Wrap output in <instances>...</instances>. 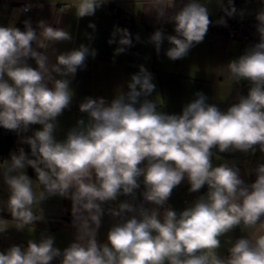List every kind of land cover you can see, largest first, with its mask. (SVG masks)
Listing matches in <instances>:
<instances>
[{"label": "clouds", "instance_id": "obj_1", "mask_svg": "<svg viewBox=\"0 0 264 264\" xmlns=\"http://www.w3.org/2000/svg\"><path fill=\"white\" fill-rule=\"evenodd\" d=\"M108 0H70L68 8L77 19L91 17ZM211 0H153L158 20L174 25L173 35L162 28L149 37L159 54L166 40L165 55L172 61L185 58L204 41L210 25ZM226 16L237 13L233 0H216ZM31 5H25L28 12ZM145 10V11H147ZM259 40L226 65L234 83L246 81V95L222 111L207 102L202 92L182 108L180 114L159 110L147 99L156 88L153 76L143 65L131 76L127 91H118L109 102L103 97H85L78 119L63 140L55 136L57 120L72 104L71 81L86 67L96 50L81 44L56 54L51 62L50 45L73 40L69 31L44 20L36 28L23 21L0 26V127L17 133L24 148L0 161V177L8 197L0 211V234L14 222L18 231L45 221L42 202L53 196L72 201L75 240L64 249L55 237L41 234L26 247L12 245L0 251V264H264V234L229 240L227 256H221V237L243 225L264 229V164L255 169L256 179L246 184L235 164H213L218 153L240 151L264 153V9L256 13ZM58 23V21H57ZM217 24L226 26L221 18ZM89 28L95 29L90 23ZM119 37V39H117ZM91 39V37H89ZM140 41L139 35L135 37ZM114 56L133 46L126 28H114ZM33 60L36 67L28 61ZM59 77V78H57ZM143 98V99H142ZM39 125L32 135H21ZM35 172V180L27 168ZM143 202L122 201L105 210L104 205L120 196L134 201L141 187ZM187 179L189 192L207 186L206 195L179 213L171 207L160 211L173 190ZM145 203L155 205L145 207ZM116 222L104 242L98 231L105 214ZM126 214H131L126 216Z\"/></svg>", "mask_w": 264, "mask_h": 264}, {"label": "crops", "instance_id": "obj_2", "mask_svg": "<svg viewBox=\"0 0 264 264\" xmlns=\"http://www.w3.org/2000/svg\"><path fill=\"white\" fill-rule=\"evenodd\" d=\"M152 2L153 0H108V3L97 9L93 16L77 19L74 10L61 13L62 8H68L70 0H0V26L14 23L23 31V21L30 20L32 26L36 28L37 22L44 20L53 27L70 32L72 41L50 45L47 54L51 62H55V56L51 54L52 48L56 49V54L78 48L81 44L96 50L95 58L89 56L86 67L78 70L71 81L70 86L74 91V97L70 108L58 117V127L55 132L57 140H63L78 119L87 120V114L79 111V104L85 97H103L110 102L118 91L128 90L127 83L131 76L139 71L140 65L152 73L153 83L156 85L155 91L147 99L157 101L159 110L168 114H180L182 108L196 98L197 92L204 93L208 98L207 102L216 104L222 111L236 103L240 95L247 94L248 83L246 81L234 83L230 80L226 65L231 59L241 55L248 45L230 38L217 28L216 18L221 8L216 0H211L208 4L210 19L213 23L204 41L193 47L185 58L176 61L170 60L165 55L170 47L166 40L159 54L155 51L154 45L149 42V37L160 28L166 35L175 34L172 23L158 20L154 10H147ZM233 2L237 9L236 14L240 15L249 14L257 7L256 0H233ZM29 4L30 11L23 12L24 6ZM112 4H117L120 10L130 13L133 17L131 33L133 46L127 48L125 53L116 56H114V50L119 45L108 43L116 28L115 16L110 10ZM90 23L95 24V29L88 27ZM137 35L140 37L139 42L135 39ZM28 63L36 67L33 60H29ZM214 152L220 156V159L217 160L214 156L213 164L224 162L235 164L246 184L255 181L256 167L264 164V153H261L258 147L254 154L240 151L218 153L214 150ZM189 187L185 179L173 190L167 204L160 211L163 212L164 208L171 207L179 213L207 193V186L199 192H189ZM143 191L141 178V187L136 191L134 201L132 197L122 195L117 201L105 204L104 208L107 210L109 207H116L122 201L134 204L144 203L141 196ZM7 197V186L0 177V202H6ZM0 207H3V203H0ZM41 207L44 210L45 221L27 226L24 231H18L13 226L14 222L9 221V229L0 234V251L12 245L26 247L29 239L39 240L42 233L53 235L55 246L61 250L75 240L77 232L73 224L71 199L53 196L42 202ZM145 207L153 208L155 205L145 203ZM4 213L8 212L4 210ZM4 213L0 212V217L11 220V216ZM130 215L126 214V216ZM46 222H58V225L48 227L44 225ZM115 222L116 220L107 213L103 216L97 237L100 242L106 240L107 232ZM261 234H264V229H260L259 226L254 229H244L241 225L221 237V248L218 249V253L221 256H227V250L231 246L229 240L234 242L242 236ZM53 264L56 263L53 262Z\"/></svg>", "mask_w": 264, "mask_h": 264}, {"label": "built area", "instance_id": "obj_3", "mask_svg": "<svg viewBox=\"0 0 264 264\" xmlns=\"http://www.w3.org/2000/svg\"><path fill=\"white\" fill-rule=\"evenodd\" d=\"M257 7L254 11L246 15L235 14L232 17H228L220 9L218 12L216 21L223 18L226 20V26L217 24L218 29L227 34L230 38L236 39L242 43L248 45V47L254 45L259 40V34L256 31V13L261 9H264V0H256ZM227 6V4H225ZM111 12L115 16L116 27L126 28L130 33L133 32V17L130 13L120 10L117 4H112L110 7ZM166 29V28H164ZM59 264V261H53Z\"/></svg>", "mask_w": 264, "mask_h": 264}, {"label": "trees", "instance_id": "obj_4", "mask_svg": "<svg viewBox=\"0 0 264 264\" xmlns=\"http://www.w3.org/2000/svg\"><path fill=\"white\" fill-rule=\"evenodd\" d=\"M227 4V2L225 3ZM217 26V23H216ZM218 28V26H217ZM39 125H33L30 127L29 131L26 133H22L21 135L30 136L32 133L39 129ZM23 147L26 153H30V148L27 144L20 143V136L17 133L6 130L0 127V160L9 159L10 153L16 152L19 148ZM27 174L33 178H35V172L32 168H27ZM4 213V211H0ZM10 215L8 213H4ZM45 226L54 227L58 225V222H46L44 223Z\"/></svg>", "mask_w": 264, "mask_h": 264}, {"label": "rangeland", "instance_id": "obj_5", "mask_svg": "<svg viewBox=\"0 0 264 264\" xmlns=\"http://www.w3.org/2000/svg\"><path fill=\"white\" fill-rule=\"evenodd\" d=\"M258 5V4H257Z\"/></svg>", "mask_w": 264, "mask_h": 264}]
</instances>
